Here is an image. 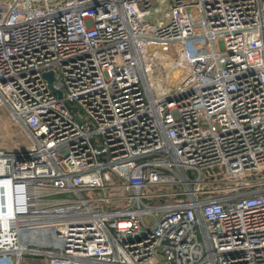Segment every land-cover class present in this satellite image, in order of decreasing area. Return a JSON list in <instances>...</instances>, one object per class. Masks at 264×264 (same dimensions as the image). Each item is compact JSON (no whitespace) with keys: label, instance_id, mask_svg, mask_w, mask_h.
Here are the masks:
<instances>
[{"label":"built area","instance_id":"built-area-1","mask_svg":"<svg viewBox=\"0 0 264 264\" xmlns=\"http://www.w3.org/2000/svg\"><path fill=\"white\" fill-rule=\"evenodd\" d=\"M5 106L0 264H264V0H0Z\"/></svg>","mask_w":264,"mask_h":264},{"label":"rangeland","instance_id":"rangeland-1","mask_svg":"<svg viewBox=\"0 0 264 264\" xmlns=\"http://www.w3.org/2000/svg\"><path fill=\"white\" fill-rule=\"evenodd\" d=\"M65 92V89L62 88ZM77 115L83 118H87L83 111L79 110ZM31 140L29 133L24 129L20 123H16L11 116V110L9 107L5 106L0 110V149H4L9 152L23 153L30 148ZM214 171L218 173V179L226 180L227 176L231 175L226 167L221 165L215 166L213 170L205 171L208 177H211V172ZM120 180L113 178L111 183H119ZM83 194L87 195L86 192ZM93 195H98V192H94ZM149 205H156L159 203L157 199L148 200ZM121 207V206H120ZM40 261L39 259H35ZM162 264H167L165 259L160 260Z\"/></svg>","mask_w":264,"mask_h":264},{"label":"water","instance_id":"water-1","mask_svg":"<svg viewBox=\"0 0 264 264\" xmlns=\"http://www.w3.org/2000/svg\"><path fill=\"white\" fill-rule=\"evenodd\" d=\"M45 77L48 79L49 81V86L51 88V90H53L55 93H57L59 98H63V91L61 89H56L54 86V81H55V76L53 74V72H46L45 73ZM67 106L74 112H76L78 110L77 106H72L70 105L68 102H66ZM165 243H169L167 240L165 241Z\"/></svg>","mask_w":264,"mask_h":264},{"label":"crops","instance_id":"crops-1","mask_svg":"<svg viewBox=\"0 0 264 264\" xmlns=\"http://www.w3.org/2000/svg\"><path fill=\"white\" fill-rule=\"evenodd\" d=\"M31 263L32 264H43V262L41 260L40 261H38V260H32Z\"/></svg>","mask_w":264,"mask_h":264}]
</instances>
